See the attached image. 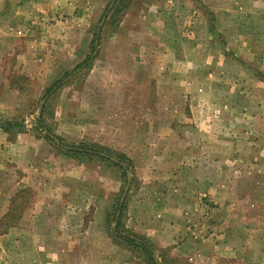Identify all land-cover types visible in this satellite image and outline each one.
I'll return each mask as SVG.
<instances>
[{
  "label": "rangeland",
  "instance_id": "rangeland-1",
  "mask_svg": "<svg viewBox=\"0 0 264 264\" xmlns=\"http://www.w3.org/2000/svg\"><path fill=\"white\" fill-rule=\"evenodd\" d=\"M18 1L0 0V21L11 22ZM96 1L86 10L90 0H46L44 8L35 0L24 16H35L34 35L0 40V49L23 46L46 58L31 74L12 76L25 105L18 118L38 155L29 172L15 169L6 182L26 191L31 207L28 218H17L20 207L11 211L14 220L0 219V264H149L116 235L115 215L119 231L148 244L157 264H264V121L235 114L220 123L206 118L205 126L183 117L171 123L168 108L157 104L173 79L167 20L145 0ZM97 31L90 66L45 97L92 53ZM40 115L63 144L103 148L127 175L111 160L61 147L41 129ZM44 207L47 216H38Z\"/></svg>",
  "mask_w": 264,
  "mask_h": 264
},
{
  "label": "crops",
  "instance_id": "crops-1",
  "mask_svg": "<svg viewBox=\"0 0 264 264\" xmlns=\"http://www.w3.org/2000/svg\"><path fill=\"white\" fill-rule=\"evenodd\" d=\"M36 1L42 8L46 0ZM55 1L67 4L71 0ZM85 1L79 0L82 4ZM145 1L158 18L167 20V58L170 64L166 73L173 79L161 86V90H166L169 95L165 100L157 99V104L168 108L171 123H177L183 117V123L195 122L205 126L206 118L220 123L228 121V117L233 121L235 114L246 118L247 122L264 121V0ZM96 2L90 0V4L86 2L82 7L89 5L86 10H93ZM34 5L35 0H19L14 7L16 16L9 19L11 22L7 19L0 21L1 43L8 41L2 38L4 35L13 41L34 35L35 16L24 19ZM2 7L7 9L8 1ZM9 47L0 49V90L3 92L0 95V219L12 213L10 203L17 198L22 202L24 195L21 193L26 192L8 187V178L21 167L29 172L32 166L29 160L36 162L34 155H38L32 149L36 146L35 136L18 118L22 105H25L17 98L20 89L13 84L12 76L31 74L34 65L46 59L43 53L37 55L23 46L20 50ZM192 90L198 91L199 96L194 97ZM180 95L183 99L181 105L177 100ZM180 108L187 109L184 116L178 113ZM191 130L196 131L194 127ZM246 133L251 135L249 130ZM240 135H244L243 132ZM27 177L24 174L22 181ZM20 187L25 189L26 186ZM25 201L27 205L21 207L24 211L17 218L23 219L31 207ZM43 214L38 216H47L45 207ZM25 216L28 218L29 212Z\"/></svg>",
  "mask_w": 264,
  "mask_h": 264
},
{
  "label": "trees",
  "instance_id": "trees-1",
  "mask_svg": "<svg viewBox=\"0 0 264 264\" xmlns=\"http://www.w3.org/2000/svg\"><path fill=\"white\" fill-rule=\"evenodd\" d=\"M116 1L117 0H112L111 2H116ZM108 10H109V8L107 9V11ZM99 38H100V32L97 31L95 33V39L93 40L92 53L85 60H83L81 63H79L73 69V71L71 73H66L63 78L57 79L56 81H54L46 90L45 97L55 93L58 88L62 87L72 77V75L75 74L76 72H78L80 69L90 66V63L96 58V55H97ZM38 121H39V125H40L41 129L47 133V136L51 140L59 142L60 146L67 149L69 152H73V153L79 154V155L95 156V157H98V158L103 159V160H111L116 166H118L120 169H122V171L125 175H127L128 167L125 164H123L121 159L114 158L105 149L99 148L96 146L63 144V139L58 137L57 135H54L51 132L50 128L45 124V122L42 118V115L39 116ZM13 204H16L15 200H14ZM25 205H27L26 201L22 200V202L20 201L16 207H14V208L12 207L11 211L13 212V210L15 208H20V207H23ZM122 208H123V205H118L117 211L121 212ZM14 218H15V215L12 213V214H8L3 219L14 220ZM114 220L116 222L115 229H114V231L116 232V235L118 237H120L121 239H123L124 241H126L128 244H130L133 247L141 250L145 254V256L148 258L149 264H157V259H156L152 249L149 247L148 244H146L142 239H139L137 237H133L130 234H123L119 231V225L121 223V215H115Z\"/></svg>",
  "mask_w": 264,
  "mask_h": 264
}]
</instances>
